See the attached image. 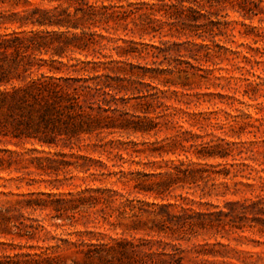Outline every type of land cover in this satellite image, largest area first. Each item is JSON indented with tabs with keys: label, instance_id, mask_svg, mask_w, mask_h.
<instances>
[{
	"label": "rangeland",
	"instance_id": "374dc122",
	"mask_svg": "<svg viewBox=\"0 0 264 264\" xmlns=\"http://www.w3.org/2000/svg\"><path fill=\"white\" fill-rule=\"evenodd\" d=\"M65 2L0 0V34L65 33L30 23L18 28L33 9L59 7L75 19ZM100 2L132 4L135 12L126 27L93 26L77 15L84 31L113 41H103L108 57L91 50L58 51L62 58L36 53L46 63L31 77L93 75L73 72L76 60L115 59L125 70L131 64L134 72L167 71L135 84L138 90L91 91L84 106L92 111L84 110L108 126L99 134L56 137L52 147L0 136V209L24 199L52 202L43 210L24 209L17 227L0 225V257L40 254L58 264H264V0H99L97 7ZM80 32L69 29L68 35ZM129 41L139 50L170 51L133 58L111 49L128 48ZM49 67L61 71L49 73ZM105 67L110 76L124 77ZM100 243L115 250H95Z\"/></svg>",
	"mask_w": 264,
	"mask_h": 264
},
{
	"label": "trees",
	"instance_id": "16d2710c",
	"mask_svg": "<svg viewBox=\"0 0 264 264\" xmlns=\"http://www.w3.org/2000/svg\"><path fill=\"white\" fill-rule=\"evenodd\" d=\"M64 1L68 4V8L73 6L75 19H70V15L66 13L67 11L59 9V7L53 9H33L30 11V16L21 17V20L18 21V28L30 23L38 27H55L58 31L63 28L66 30L65 33L49 32L45 29L39 32L12 31L0 34L1 137L18 140L33 139L41 145L52 147L56 145V137L64 136L70 139L76 134H91L94 132L99 134V132L108 128V126L100 124L99 119L92 118L91 114L84 110L86 107L92 111L91 107L84 106L85 102L88 101L87 98L93 96L90 93L91 91L101 92L104 95L107 94V91H114V89H117V92L122 90L128 91L132 88L138 90L134 86L135 84H142L141 81L145 78L152 80L167 71V69L138 67L139 71L134 72L135 67L131 64L129 65V69L125 70L120 65L121 61L115 59L107 62L76 60L74 64L70 65L73 68V72L79 73L80 71H84L86 73H93V75H87L85 78H63L53 75L47 76L41 72L39 77L32 78V70L36 69V71H39L44 67V63H46L42 58L36 59V53L47 54L53 51L52 54L62 58L61 54H56L58 51L75 53L76 51L91 50L93 55L99 54L104 58L108 57L102 54L108 46L103 41L106 40L107 43L113 41L95 31H84V28L77 25L75 21L77 22L79 19L87 17V21L93 26L96 24L105 25L113 23L114 25L119 24L126 27L127 23L125 22L128 17L135 13L132 10V4L124 7L116 4L104 5L103 2H100V7H97L96 5L99 0H94L93 2H90V0ZM237 5L239 9L247 12L244 6ZM181 11L183 12V10ZM188 11L193 12L191 9H188ZM78 14H81L82 18H78ZM192 17L194 16L192 15ZM69 29H80L81 32L80 34L71 33L68 35ZM124 43L127 42L124 41ZM111 49L115 51L118 57L130 56L133 58H141L142 53H146V55H150L151 57H157L158 53H168L170 51L168 48L160 49L156 47L154 49L157 52L147 51V48L139 50L134 46L132 41L128 42V48L116 46ZM189 56L194 57L193 54H189ZM53 57H51V64L55 63V60L52 59ZM59 63L63 66L61 61ZM153 64L156 65L155 62ZM106 65L113 66L110 68V71L123 72L124 77L110 76L106 71ZM170 65L168 63V66ZM60 71V67L48 68L49 73H58ZM89 81H91V84ZM125 82L128 85L124 84ZM155 100L159 102L158 96H155ZM99 109L102 112H107L102 106H99ZM157 185L161 186L162 183L158 182ZM150 191L159 195V192L156 190ZM49 197L47 196V198ZM51 203L47 199L16 201L15 205L0 209V225L7 230L8 225H17L16 221L23 217L22 211L24 209L30 208L34 211V207H38L43 210L49 208L52 205ZM256 205V203L252 204L254 207ZM229 206L234 207L235 205L231 203ZM54 209L56 212L67 210L61 208ZM13 212L17 213V215L13 216ZM165 216L168 220L172 218L179 219L176 216H169L168 214H165ZM20 223L23 224L22 222ZM40 227L42 228V226ZM79 241L85 243L82 239ZM96 246H94L95 250L106 252L107 254L115 250V247L109 244L100 243L99 246ZM118 246H121V244H118ZM0 264H58V260L49 256L43 257L40 254L31 255L27 253L0 257Z\"/></svg>",
	"mask_w": 264,
	"mask_h": 264
}]
</instances>
